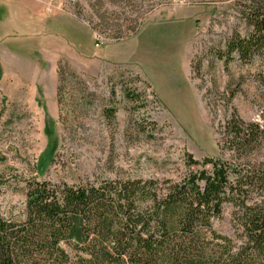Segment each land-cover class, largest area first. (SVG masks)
I'll return each instance as SVG.
<instances>
[{
    "label": "rangeland",
    "instance_id": "1",
    "mask_svg": "<svg viewBox=\"0 0 264 264\" xmlns=\"http://www.w3.org/2000/svg\"><path fill=\"white\" fill-rule=\"evenodd\" d=\"M238 1L38 0L41 8L28 17L23 9L28 0H5L0 22L3 215L23 218L30 179L69 184L104 178L180 180L194 168L187 164L188 153L198 160L223 157L217 131L231 107L248 121H261L264 111L260 58L225 64L218 57L234 30L248 31ZM50 6L92 31L88 48L115 42L110 37L118 29L131 33L132 41L144 35L140 56L80 67L57 52L64 37L39 26L48 20ZM16 7L21 15L13 13ZM158 24L163 30L153 31ZM23 25L31 32L22 31ZM133 27L140 29L132 35ZM48 128L52 157L39 167ZM232 211L227 205L215 220L222 234L234 233Z\"/></svg>",
    "mask_w": 264,
    "mask_h": 264
},
{
    "label": "trees",
    "instance_id": "2",
    "mask_svg": "<svg viewBox=\"0 0 264 264\" xmlns=\"http://www.w3.org/2000/svg\"><path fill=\"white\" fill-rule=\"evenodd\" d=\"M236 4L248 31L234 30L218 57L260 58L264 86V0ZM130 36L118 29L110 39ZM217 132L223 157L188 153L194 168L180 180H28L23 218L0 210V264H264V111L248 121L232 106ZM46 134L39 167L52 157L50 128ZM227 205L233 235L214 225Z\"/></svg>",
    "mask_w": 264,
    "mask_h": 264
},
{
    "label": "crops",
    "instance_id": "3",
    "mask_svg": "<svg viewBox=\"0 0 264 264\" xmlns=\"http://www.w3.org/2000/svg\"><path fill=\"white\" fill-rule=\"evenodd\" d=\"M28 1V3H24L25 8L23 9L24 13H27V16L29 17L31 13L38 11V9L41 7H39L37 4L38 0ZM5 4V0H0V22H2L5 18ZM19 5L20 2H18L17 6ZM52 7H49L51 9V14L48 18H46L48 20H42L39 26L41 28L45 27L47 32L50 31L52 33V30H56L58 33H60V35L65 39V45L63 46V49L57 47V52L72 62H75L80 67H84L90 63L93 64V62L90 61L94 60L98 62H132L140 56L144 35L139 36L138 39L135 40L136 42L132 41V38H129L115 42L108 41L102 43L98 48H92V45L88 48L87 32L89 33L90 37H93L92 31L89 28H85L84 24L80 23L78 20L60 12L58 10L60 9L58 6H55L54 8L57 9L56 11H54ZM11 9L13 10V13L17 12L18 15H21L22 8L20 9L18 7L17 9L16 7ZM33 14L35 15V13ZM18 15L17 17L20 19ZM19 23H21V21ZM28 24H31V20H29ZM16 27H18L17 29L19 30L21 29L19 24ZM152 29L156 32L163 30V28H160L159 24L152 26ZM22 31H27L29 33L31 32V29L29 26L23 25ZM142 31L143 29L140 30V33Z\"/></svg>",
    "mask_w": 264,
    "mask_h": 264
},
{
    "label": "built area",
    "instance_id": "4",
    "mask_svg": "<svg viewBox=\"0 0 264 264\" xmlns=\"http://www.w3.org/2000/svg\"><path fill=\"white\" fill-rule=\"evenodd\" d=\"M97 37V36H96ZM101 45V43L96 42V46L99 47Z\"/></svg>",
    "mask_w": 264,
    "mask_h": 264
}]
</instances>
